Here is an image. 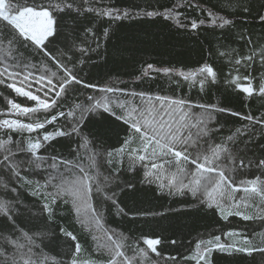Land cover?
<instances>
[{"label":"snow or ice","instance_id":"obj_1","mask_svg":"<svg viewBox=\"0 0 264 264\" xmlns=\"http://www.w3.org/2000/svg\"><path fill=\"white\" fill-rule=\"evenodd\" d=\"M221 2L223 8L215 10L202 7L204 0H172L167 7L149 3L136 11L111 0H0V264H215L214 253H259L264 262V233L257 244L230 228L199 239L189 254L178 257L163 252L161 237L142 235L129 243L122 232L106 228L104 219L108 202L129 215L117 204L112 186L134 188L131 182L120 184L119 176L143 172V183L157 184L161 194H190L222 221L240 217L264 223V113L242 114L184 96L137 91L118 86L119 80L101 86L77 70L109 37L105 23L159 17L178 31H231L237 26L234 13L243 17L256 11L250 0ZM188 9L199 15L187 14ZM256 18L264 24V11ZM238 39L241 48L221 44L208 53L228 69L222 78L213 63L204 61L187 70L146 63L136 79L162 74L177 87L183 83L200 91L224 83L250 100L264 101V38L241 29ZM82 90L100 95L76 102L73 97ZM218 113L245 123L224 134ZM104 114L123 127L115 145L88 131L91 118ZM74 137L76 147L67 156L47 152L53 142ZM25 187L35 198L31 207L20 200ZM61 203L70 204L89 233H103L92 236L95 257L85 256L77 236L62 227L59 232L70 244L67 258L51 254L45 240L51 239L49 225L56 222Z\"/></svg>","mask_w":264,"mask_h":264},{"label":"trees","instance_id":"obj_2","mask_svg":"<svg viewBox=\"0 0 264 264\" xmlns=\"http://www.w3.org/2000/svg\"><path fill=\"white\" fill-rule=\"evenodd\" d=\"M111 2L120 8L139 11L140 8H147L149 3L157 8L167 7L172 3V0H159L158 3L157 0H111ZM250 3L256 11L243 17L234 13L237 26L231 31L228 29L212 30L211 27L195 33L178 31L174 23L159 17H137L113 22L111 25L105 23L104 26L109 28V37L106 40H101L100 49L90 52L89 56L84 58L83 65L77 66V70L81 72L83 79L101 86L119 80L123 82L118 85L120 87L127 85L137 91H151L158 95L184 96L199 103L216 104L242 114H262L264 113V101L256 98L250 100L234 87L224 83L200 91L196 88H189L183 83L177 87L162 74H157L155 79L139 81L136 79L146 63H153L156 67L187 70L197 67L199 62L204 61L213 63L220 70L222 78L228 69L221 59L208 56L210 50L220 48L221 44L241 48L242 42L238 39L241 29L249 30L257 40L264 38V24L256 18L258 11H264V7H262L264 0H250ZM202 7L215 10V8H223V4L221 0H204ZM187 14L199 15L192 9H188ZM2 23L0 22V24ZM97 27H100L99 23H97ZM58 46L63 47V44L60 43ZM89 94L100 95L92 90H82L78 91L73 99L76 102H86V96ZM16 99L17 102L25 105L31 103L23 98ZM71 102L72 100H69V103ZM217 120L223 125L224 134H229L230 130L234 131L235 128L245 123L237 117L220 113L217 114ZM61 123L63 122L61 121ZM88 131L107 145H115L117 140L122 139L124 135L121 122L108 114L91 118ZM75 139V137L72 140L61 138L53 142L47 152L67 156L70 150L76 147ZM143 175V172H140L139 174L123 173L119 176L120 184L131 182L135 185L134 188L124 187L121 189L115 185L112 186L116 192L117 204L124 208V211L129 215L119 214L118 207L113 206L111 202L105 205V227L122 232L130 238L129 243L133 242L131 238L154 234L163 239L164 243L160 247L164 253L179 257L189 254L199 239L208 238L211 234H220L230 228H235L243 236L253 239L257 244L260 243L261 233H264V223L261 221H244L240 217H230L229 221H222L219 215L212 210L196 204L190 194L184 196L161 194L157 184L142 182ZM30 191L26 187L20 190V200L29 207L35 200L30 196ZM69 208L70 204H60L56 222L49 225L51 239L45 240V243L52 249L53 256L59 253V258L66 259L65 253L70 250V244L59 232L62 227L77 236L86 250L85 256L91 254L95 257L97 254L92 236L102 237L103 233H89L81 226ZM142 212H150L155 215H133ZM173 239L177 241L175 245L170 243ZM213 259L215 264H264L259 253H254L253 256L240 253L234 256H221L214 253ZM181 264H183L182 261Z\"/></svg>","mask_w":264,"mask_h":264}]
</instances>
